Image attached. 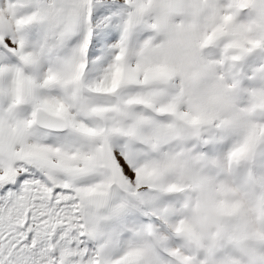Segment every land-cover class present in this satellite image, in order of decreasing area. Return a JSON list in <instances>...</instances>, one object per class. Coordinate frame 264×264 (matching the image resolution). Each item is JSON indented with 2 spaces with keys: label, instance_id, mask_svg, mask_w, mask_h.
Here are the masks:
<instances>
[{
  "label": "snow or ice",
  "instance_id": "snow-or-ice-1",
  "mask_svg": "<svg viewBox=\"0 0 264 264\" xmlns=\"http://www.w3.org/2000/svg\"><path fill=\"white\" fill-rule=\"evenodd\" d=\"M257 51L264 0H0V264H264Z\"/></svg>",
  "mask_w": 264,
  "mask_h": 264
},
{
  "label": "rangeland",
  "instance_id": "rangeland-1",
  "mask_svg": "<svg viewBox=\"0 0 264 264\" xmlns=\"http://www.w3.org/2000/svg\"><path fill=\"white\" fill-rule=\"evenodd\" d=\"M221 47L222 46H217L206 49L205 54L210 55V58H219L221 54ZM261 64H264V51H257L243 61L242 67L246 73L250 74L254 68Z\"/></svg>",
  "mask_w": 264,
  "mask_h": 264
}]
</instances>
